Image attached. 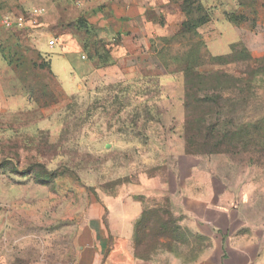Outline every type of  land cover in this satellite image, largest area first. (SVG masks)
Masks as SVG:
<instances>
[{
    "label": "rangeland",
    "instance_id": "obj_1",
    "mask_svg": "<svg viewBox=\"0 0 264 264\" xmlns=\"http://www.w3.org/2000/svg\"><path fill=\"white\" fill-rule=\"evenodd\" d=\"M104 1L0 0L1 15L41 8L65 47L0 25V264H107L84 247L116 230L127 264H195L211 240L169 191L182 155L204 157L206 173L264 172V0H199L208 19L194 11L166 30L143 70L116 67ZM226 11L242 40L231 49ZM78 46L81 59L69 54ZM187 66L213 73L188 89Z\"/></svg>",
    "mask_w": 264,
    "mask_h": 264
},
{
    "label": "crops",
    "instance_id": "obj_2",
    "mask_svg": "<svg viewBox=\"0 0 264 264\" xmlns=\"http://www.w3.org/2000/svg\"><path fill=\"white\" fill-rule=\"evenodd\" d=\"M104 2V14L109 16L115 33L121 37V42L113 52L114 59L119 58L116 60V67L119 68L124 67L123 62L137 70L151 67L149 63H142L139 57L142 59L141 57L151 54L152 45L158 37L168 29L180 28L186 20V13L178 0ZM2 15L0 14L1 17ZM104 22L106 23L105 20ZM225 23L228 27L222 35L228 32L232 34L234 40L229 44L231 49V45L242 40L232 29L234 24L228 20ZM0 25L2 26L1 22ZM35 43L38 49L45 50L44 41ZM63 45L59 47L65 48ZM78 48L79 46L72 47L73 51H69V54L81 59L76 54ZM218 54L216 52L214 55ZM88 65L89 63L86 67ZM86 67H82V72H75L73 79L67 82L68 86L62 83L65 92L75 93L76 84L81 79L79 74H83ZM50 69L59 77L58 70H53L51 62ZM64 75L60 76L67 80L68 76ZM203 158L196 154L182 155L178 174L172 173L169 176V191L172 194L183 192L182 206L186 214L192 217L191 226L211 240L209 253L195 264H261L264 241V172L249 176V173L239 172L222 174L215 169L214 174L206 173L202 170ZM255 199L259 202L256 203ZM131 216L129 211L122 214L126 228ZM113 235L114 238L105 242L99 240L86 245L84 250L90 248L93 259L104 257L107 264H127L130 259L128 242L117 230ZM106 236L108 237V233Z\"/></svg>",
    "mask_w": 264,
    "mask_h": 264
},
{
    "label": "built area",
    "instance_id": "obj_3",
    "mask_svg": "<svg viewBox=\"0 0 264 264\" xmlns=\"http://www.w3.org/2000/svg\"><path fill=\"white\" fill-rule=\"evenodd\" d=\"M43 14L44 11L41 8H25L19 12L4 13L0 22L11 33L14 32L17 35L27 36L29 39H33L41 31L45 32L50 36L47 41L48 46H61L63 43L61 34L57 33L54 29H46L43 23Z\"/></svg>",
    "mask_w": 264,
    "mask_h": 264
},
{
    "label": "trees",
    "instance_id": "obj_4",
    "mask_svg": "<svg viewBox=\"0 0 264 264\" xmlns=\"http://www.w3.org/2000/svg\"><path fill=\"white\" fill-rule=\"evenodd\" d=\"M181 2L182 4V7L186 13V19H188L192 14H194V11H196L197 13L199 14H203L204 13V18L205 19H208V16H210V14H208V9H205V7L202 5V2H200L199 0H178ZM237 13L234 12V11H226L225 12V17L227 20L229 21H235L237 18H238V15H236ZM188 17V18H187ZM202 18V15L199 17V20ZM189 20V19H188ZM187 22V20L184 21V23ZM183 23V24H184ZM199 25H201L200 23L198 24H194L190 27H193V28H196L198 27ZM12 35H15L17 36L16 33H12ZM213 71L212 69L210 70H201L199 68L196 67H191V66H187L185 69H184V73H185V76L187 78V84H188V89H191L192 87L190 86L191 85V78L189 77H197V78H205V77H208L209 75H212L211 72ZM204 72H207V73H204ZM215 72V71H214ZM221 73H223L222 71H220ZM225 74V73H223ZM199 83H202V81L200 80ZM200 85V84H199ZM188 154H196L198 155V153H188Z\"/></svg>",
    "mask_w": 264,
    "mask_h": 264
}]
</instances>
